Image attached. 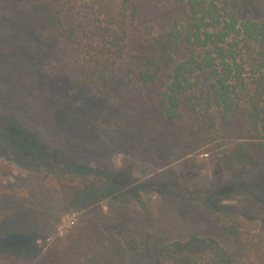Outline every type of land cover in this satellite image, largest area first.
Segmentation results:
<instances>
[{"label":"rangeland","instance_id":"374dc122","mask_svg":"<svg viewBox=\"0 0 264 264\" xmlns=\"http://www.w3.org/2000/svg\"><path fill=\"white\" fill-rule=\"evenodd\" d=\"M125 9L130 46L167 32L177 14L172 0H126ZM96 20L89 0H0V131L14 137L0 146V264H12L7 254L34 244L38 261L83 215L97 218L127 246L132 241L131 264H147L162 245L192 235L227 244L218 219L225 212L264 217V192L250 188L258 174L233 178L220 162L224 148L252 136L244 130L226 136L190 130L189 136L184 120L165 123L151 92L126 77L125 63L99 81L75 58L78 38ZM17 129L43 145L47 158L48 148L63 147L98 171H126L137 183L152 185L173 170L178 184L163 181L159 192L119 194L70 208L58 178L46 169L38 172L37 155L12 144Z\"/></svg>","mask_w":264,"mask_h":264},{"label":"trees","instance_id":"16d2710c","mask_svg":"<svg viewBox=\"0 0 264 264\" xmlns=\"http://www.w3.org/2000/svg\"><path fill=\"white\" fill-rule=\"evenodd\" d=\"M89 1L97 20L88 34L78 38L77 62L96 73L99 81H105L110 72L125 63L126 77L140 90L151 92L164 122L184 120L190 128L189 136L190 130L191 134L193 130H217L223 136L235 130L250 134L251 141L224 148L220 162L233 178L256 172L258 179L250 188L263 193L264 0H172L177 14L169 30L142 37L132 46L126 0ZM7 130L0 131L1 147L14 139ZM17 131L13 134L18 141L12 144L26 154L37 155L38 172L46 169L58 178L64 202L68 205L71 201L70 208L81 209L77 206L82 202L95 203L119 194L139 197L143 191L159 192L157 186L163 181L178 184L173 170L155 178L152 185L137 183L126 171H98L89 163L75 160L63 147H47L51 160L45 147L31 139L27 131ZM167 152L163 153L166 158ZM259 209L264 213V206ZM221 217L218 219L227 244L192 235L185 241L162 245L158 256L147 264H264V217L260 220L241 211L225 212ZM131 242L127 246L97 218L83 215L38 261L35 244L20 247L4 258L12 264L23 260L41 264L44 259L48 264H131Z\"/></svg>","mask_w":264,"mask_h":264}]
</instances>
